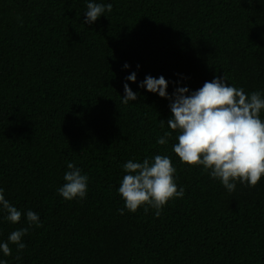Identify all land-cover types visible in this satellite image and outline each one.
Here are the masks:
<instances>
[{
	"label": "trees",
	"instance_id": "1",
	"mask_svg": "<svg viewBox=\"0 0 264 264\" xmlns=\"http://www.w3.org/2000/svg\"><path fill=\"white\" fill-rule=\"evenodd\" d=\"M89 2L112 11L84 24ZM146 76H163L169 96L220 76L264 97V0H0V188L22 213L13 224L0 209V243L29 227L28 210L42 225L0 261L264 264V176L230 193L202 165L181 163L178 132L160 124L170 101L139 86ZM125 83L137 94L127 104ZM156 155L171 158L184 196L159 217L129 212L123 165ZM69 162L88 176L84 199L58 193Z\"/></svg>",
	"mask_w": 264,
	"mask_h": 264
},
{
	"label": "clouds",
	"instance_id": "2",
	"mask_svg": "<svg viewBox=\"0 0 264 264\" xmlns=\"http://www.w3.org/2000/svg\"><path fill=\"white\" fill-rule=\"evenodd\" d=\"M248 2L252 3L253 0ZM105 11H112L111 3H87L84 24L94 23ZM124 67L128 68L129 65L125 64ZM126 80L135 83L136 73H131ZM139 86L169 99L171 116L167 122L160 120V124L163 128L166 123L169 129L178 132V143L173 145L172 150L181 163L192 167L202 165L230 193L235 190L237 182L254 187L264 176V120L260 118L264 97L261 92L245 93L243 88L230 86L226 78L220 76L206 81L195 91L177 87L171 96L167 92L168 81L163 76H146ZM124 93L122 102L125 104L137 99V94L128 83L124 84ZM172 131L164 132L157 144H167ZM67 169L65 183L58 189L59 195L69 201L84 199L88 176L82 174L74 163L69 162ZM123 170L126 174L118 192L129 212L135 213L145 206V213L151 207L159 217L170 199L184 196V189L177 188L174 178L176 168L168 156L156 155L151 160L145 158L143 162L129 160L123 165ZM0 209L6 211L7 221L16 224L21 220V211L5 199L2 188ZM119 211L121 215L124 214L123 209ZM26 218L29 227L11 232L8 241L0 243V251L5 256L12 254L9 244L16 245L18 253L25 249L22 238L29 228L32 225L42 226L37 213L28 210ZM0 264H6V261H0Z\"/></svg>",
	"mask_w": 264,
	"mask_h": 264
}]
</instances>
